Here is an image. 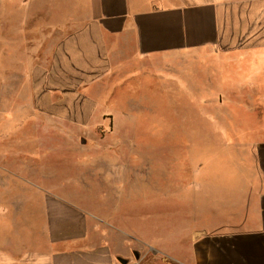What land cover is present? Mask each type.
<instances>
[{
    "label": "crops",
    "instance_id": "obj_1",
    "mask_svg": "<svg viewBox=\"0 0 264 264\" xmlns=\"http://www.w3.org/2000/svg\"><path fill=\"white\" fill-rule=\"evenodd\" d=\"M204 57L214 58L215 88L205 65L192 64ZM236 70L246 80L223 86ZM5 72L24 81V89L17 80L9 85L10 109L28 102L33 110L14 122L20 127L107 118L115 125L142 109L144 89L174 93V78L188 77L186 93L198 96L206 116L200 143L187 145L183 217L190 226L183 257L157 248L166 264H264V0H0ZM72 135L60 140L76 142ZM57 139L33 129L4 140L15 149L0 152V264L132 261L139 243L57 192L63 152L41 149Z\"/></svg>",
    "mask_w": 264,
    "mask_h": 264
},
{
    "label": "rangeland",
    "instance_id": "obj_2",
    "mask_svg": "<svg viewBox=\"0 0 264 264\" xmlns=\"http://www.w3.org/2000/svg\"><path fill=\"white\" fill-rule=\"evenodd\" d=\"M16 58L12 57V63L18 71L22 65ZM214 63L211 57L192 63L198 67L205 65L207 83L213 88L217 81ZM8 64L3 62L1 66L7 70ZM192 64L186 62L181 67L185 76L192 71ZM4 74L0 73V152L15 149L4 141L10 135L24 137L33 129L42 136L47 132L56 135L55 142L46 143L41 149L55 146L56 152H63L60 171L53 178L59 184L58 193L72 194L71 198L106 219L108 230L126 232L139 243L130 260L169 263L170 259L157 247L183 257L184 233L190 226L183 217V188L191 177L187 145L200 143L196 136L206 118L198 96L186 93L189 90L184 84L190 79L174 78V93H167L163 87L144 89L139 99L142 109L130 111L128 119L117 120L115 125L107 118L99 120L100 125L89 122L83 126H54L49 121L44 127L24 123L20 127L14 122L21 123L33 110L27 108L28 102L16 104L17 110L10 109L8 87L17 80L16 87L24 89V81ZM246 77V72L236 70L230 79L225 75L227 82L223 86L231 87L233 82H243ZM167 79L164 75L165 82ZM207 112L209 118L216 116L215 109ZM208 130L215 133V126L208 123ZM71 134L77 135L76 142L60 140ZM178 242L180 247L173 244Z\"/></svg>",
    "mask_w": 264,
    "mask_h": 264
},
{
    "label": "water",
    "instance_id": "obj_3",
    "mask_svg": "<svg viewBox=\"0 0 264 264\" xmlns=\"http://www.w3.org/2000/svg\"><path fill=\"white\" fill-rule=\"evenodd\" d=\"M118 259H119V261H121V263H123V264H127L128 261H129V259L124 258V257H119Z\"/></svg>",
    "mask_w": 264,
    "mask_h": 264
},
{
    "label": "built area",
    "instance_id": "obj_4",
    "mask_svg": "<svg viewBox=\"0 0 264 264\" xmlns=\"http://www.w3.org/2000/svg\"><path fill=\"white\" fill-rule=\"evenodd\" d=\"M127 264H144V263H141V262L136 261V260H132V261L128 262Z\"/></svg>",
    "mask_w": 264,
    "mask_h": 264
}]
</instances>
